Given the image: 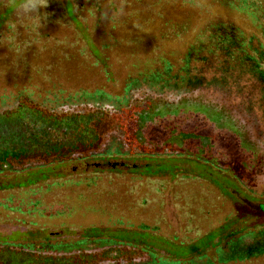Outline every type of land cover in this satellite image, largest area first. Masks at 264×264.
<instances>
[{"label":"rangeland","instance_id":"rangeland-1","mask_svg":"<svg viewBox=\"0 0 264 264\" xmlns=\"http://www.w3.org/2000/svg\"><path fill=\"white\" fill-rule=\"evenodd\" d=\"M47 3L46 8L17 15L9 0H0V112L10 108L13 96L22 89L32 92L39 104L47 102L45 95L53 100L55 95L66 97L75 91L121 97L127 79L141 82L137 74L161 69L162 60L177 65L202 41L207 28L229 23L244 34L253 31L251 19L225 0ZM140 106L151 108L143 101L131 104ZM14 110L0 114V157L10 156L12 166L29 158L21 156L25 151L38 153L34 151L43 147L31 145V137L38 142L41 137L22 127L16 119L22 110ZM160 112L167 120L159 123L162 128L180 113L193 117L197 109L186 103ZM115 124L113 120L106 130ZM170 124L177 126L176 121ZM226 130H220L214 141H206L211 165L187 159L156 164L131 160L128 165L148 164L151 175L125 168L109 175L98 172L93 178L82 172L85 164L99 163L104 168L117 161L84 159L24 172L2 171L0 239L22 244L104 234L150 247L169 259L186 261L203 253L213 260L215 247L240 231L264 228V213L258 209L264 200L252 197L241 184L248 183V153L231 147ZM171 133L168 140L173 147L185 150L177 129ZM235 159L238 165L229 168ZM180 172L185 178H180ZM91 226L101 232L86 230Z\"/></svg>","mask_w":264,"mask_h":264},{"label":"trees","instance_id":"trees-1","mask_svg":"<svg viewBox=\"0 0 264 264\" xmlns=\"http://www.w3.org/2000/svg\"><path fill=\"white\" fill-rule=\"evenodd\" d=\"M225 2L238 7L251 19L252 32L244 34L229 23L211 26L203 34L202 41L192 46L177 65L162 60L161 69H152L143 76L137 74L141 82L127 79L121 97L112 98L100 91H75L66 97L55 95L53 100L45 95L43 101H47V106L37 103L32 92L18 91L10 108L0 114H8L11 108L16 113L22 110L16 115L19 116L17 122L38 133L37 138L41 137L40 142L31 137V145L43 147L34 151L38 153H20L31 162L26 159L16 162V166H12L10 156L2 155L0 172H24L84 159L117 161L104 168L99 163L85 164L82 172L93 178L98 172L109 175L125 168L150 176L151 168L146 163L172 159L211 165L206 141H214L218 132L226 128L232 140L231 147L248 153V183L241 184L252 197L264 200V0ZM20 100L26 101L25 104L16 105ZM134 101H143V105L151 108H133ZM186 103L197 109L193 117L180 113L160 128L163 124L159 123L167 121L161 108ZM161 117L164 120L159 119ZM113 120L116 124L107 131ZM172 121H176V127L170 126ZM176 129L186 142L182 141L186 151L175 149L168 140ZM214 158L218 163L223 162L219 157ZM131 160L146 163L139 167L128 165ZM125 161L127 164L123 163ZM237 163V159L230 161L229 168ZM147 168L148 174L143 172ZM179 174L180 178H185L184 173ZM258 209L264 213V203H260ZM86 230L101 232L95 226ZM259 261H264V228L240 231L215 247L213 260L203 253L186 261L169 259L156 254L150 247H137L104 234L22 244L0 239V264H237Z\"/></svg>","mask_w":264,"mask_h":264},{"label":"clouds","instance_id":"clouds-1","mask_svg":"<svg viewBox=\"0 0 264 264\" xmlns=\"http://www.w3.org/2000/svg\"><path fill=\"white\" fill-rule=\"evenodd\" d=\"M9 4L14 8L17 15H27L37 11L40 7L48 6L47 0H9Z\"/></svg>","mask_w":264,"mask_h":264}]
</instances>
